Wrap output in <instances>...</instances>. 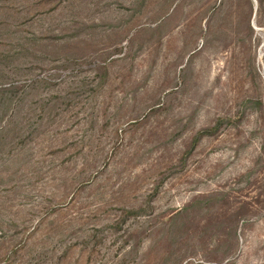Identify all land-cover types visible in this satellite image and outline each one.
Listing matches in <instances>:
<instances>
[{
  "label": "rangeland",
  "instance_id": "1",
  "mask_svg": "<svg viewBox=\"0 0 264 264\" xmlns=\"http://www.w3.org/2000/svg\"><path fill=\"white\" fill-rule=\"evenodd\" d=\"M248 13L0 0V264H264V24L256 5L250 34Z\"/></svg>",
  "mask_w": 264,
  "mask_h": 264
},
{
  "label": "trees",
  "instance_id": "2",
  "mask_svg": "<svg viewBox=\"0 0 264 264\" xmlns=\"http://www.w3.org/2000/svg\"><path fill=\"white\" fill-rule=\"evenodd\" d=\"M244 1H245L246 6L249 9V13L247 16V18H248V29H249L250 34H252L254 32V28L251 25V17L254 13V9H255L256 5H257V14H259V16L262 19L263 24H264V0H244ZM256 103L263 110V106H264L263 101L258 100ZM232 122L233 121H232L231 117H219L218 119H216L214 124L207 125V126L200 128L198 131H196V133L192 137V145H191V149L189 150V152H191L194 148H196V146L200 143V141L204 137L214 136V135L218 134L224 126H226L227 124H230ZM143 212H144V210L142 208L127 209V210H124L123 216L125 219H128L131 217L140 216V215H142Z\"/></svg>",
  "mask_w": 264,
  "mask_h": 264
}]
</instances>
